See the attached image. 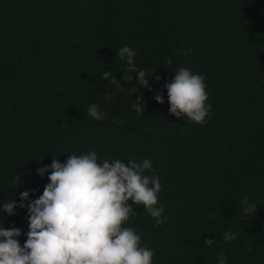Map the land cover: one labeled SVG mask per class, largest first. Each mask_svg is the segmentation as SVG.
Here are the masks:
<instances>
[{
	"label": "trees",
	"instance_id": "16d2710c",
	"mask_svg": "<svg viewBox=\"0 0 264 264\" xmlns=\"http://www.w3.org/2000/svg\"><path fill=\"white\" fill-rule=\"evenodd\" d=\"M125 45L151 90L116 56ZM180 67L205 78L203 126L169 114L165 84ZM92 103L103 120L87 115ZM92 151L152 161L146 174L160 178L167 220L154 226L133 205L124 225L153 250L152 264H218L221 252L226 264H264V0H0V207L24 191L26 205L42 195L50 172L37 169L53 155L64 163ZM245 197L257 204L252 216ZM27 217V207L0 213V227L21 229L23 245ZM226 231L236 239L226 243Z\"/></svg>",
	"mask_w": 264,
	"mask_h": 264
},
{
	"label": "clouds",
	"instance_id": "9594fccd",
	"mask_svg": "<svg viewBox=\"0 0 264 264\" xmlns=\"http://www.w3.org/2000/svg\"><path fill=\"white\" fill-rule=\"evenodd\" d=\"M116 53L121 61H126L127 73H136L138 84L149 87L146 71L137 70L136 52L125 45ZM189 53L190 49L183 50L184 55ZM166 62L171 65V58ZM174 74V80L165 84L169 114L203 126L211 109L207 104L205 78L186 67H180ZM103 78L124 89L111 71H105ZM132 79V75L123 76L127 83ZM127 91L135 93L134 89ZM105 99H113L111 91L106 92ZM154 99L164 103L160 94ZM132 108L137 114L145 111L142 94L137 96ZM86 113L97 121L105 117L96 103L90 104ZM55 156L50 165L37 169L42 178L50 172L42 195L26 205L29 191H24L20 193L19 204L5 201L0 207V213L7 215H13L17 207H27L29 229L21 245L16 239L22 234L21 229L0 227V264H152L153 250L141 246V236L133 227L124 226L136 215L133 205L142 206L155 219L154 226H163L167 220V217L161 219L165 209L158 206L160 178L146 174L153 170L152 161L130 159L125 164L118 158L100 160L95 151L71 154L64 163ZM14 183L21 184V178L16 176ZM241 205L244 217L252 216L257 208L247 197ZM222 235L226 243L236 239L231 231ZM204 243L212 246L215 240L206 239ZM248 250L252 251L251 246ZM216 259L218 264H226L223 252Z\"/></svg>",
	"mask_w": 264,
	"mask_h": 264
}]
</instances>
